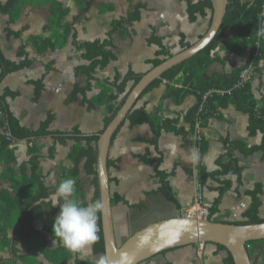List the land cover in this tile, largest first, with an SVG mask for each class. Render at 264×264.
I'll return each instance as SVG.
<instances>
[{
  "label": "crops",
  "instance_id": "0c3cea01",
  "mask_svg": "<svg viewBox=\"0 0 264 264\" xmlns=\"http://www.w3.org/2000/svg\"><path fill=\"white\" fill-rule=\"evenodd\" d=\"M8 1L0 0L1 3H7ZM23 1L29 3L24 7L18 23L12 27L14 32L22 33V40L8 36L7 29L10 19L0 13L2 51L4 56L13 62L18 61V50L23 41H27L31 37L48 36L53 42H56L63 34L58 28L49 31L45 29L50 17L49 3H44L45 0ZM58 1L63 4L64 8L69 10V15L65 20L66 23L80 19L75 28L78 40L82 42L106 40L113 20L127 18L138 4L145 7L139 22L127 26L125 34L113 37L114 53L118 59L105 71L98 69L96 72L98 78L113 79L116 74L125 76L130 70L145 75L155 68L151 61L157 58L160 48L158 45L149 42L153 29L163 39L166 50L176 55L183 51L180 45L181 37H185L186 42L193 45L207 33L211 25V13L209 11L207 16L198 15L197 20L191 22L188 14V0H82L84 3L91 2L90 9L84 15L78 9V4L75 1ZM189 1L197 3L201 0ZM103 8H110V11L104 14L102 13ZM236 32L237 27H230L227 30V35L232 36ZM27 51L30 53L31 59L35 60L32 67L8 75L0 84V95H3L7 90L19 93L16 99L8 98L7 103L21 126L30 131H35L46 120L48 114L52 113L55 116V120L50 127L52 132L71 131L73 128L78 127L86 135L100 133L104 129V118L109 115L107 114V106L111 103L107 102L103 107L88 110L81 104V97L77 102L70 101L75 87L84 88L88 83L85 76L76 72V68L87 64L81 55L73 49L70 43L62 49L49 50L43 55H38L33 45H30ZM213 57L217 61L210 65L204 71V74L205 77L218 82L221 77H230L248 65L251 53L249 50L231 52L228 49L218 47L213 52ZM159 59L164 60V57H159ZM222 61L224 62L222 63ZM48 66H52V70L47 76L45 89L41 98L35 101V88L32 82L41 79ZM184 81L185 76L183 75L173 83L164 81L159 88L144 95L137 104L138 109L145 108L149 114L163 121L176 117L181 118L179 127L183 129L185 135L163 132L158 147L163 156L160 170L174 174L170 178V184L180 208L168 202L162 195H152L160 188L159 179L155 177L154 167L140 161V157L148 152L151 154L152 159L159 157L158 151L149 143L154 138L151 128L146 124L131 126L129 122H126L116 138H113L110 148L109 161L111 166L109 176L111 191L112 195H120L130 205L142 206V208H130L122 203L116 205L117 209L113 208L117 238L116 229L119 224L125 231L124 234L127 233L124 225L126 213L137 211L149 215L145 216V219L140 222L142 224L137 231L161 220L183 216L181 215L182 212L187 208L189 209L190 206L192 207L197 189L201 186L199 182L200 164L209 173L218 171L217 162L227 153V141L232 144H242L247 149L258 147L262 143V134L259 133L254 137L250 136L248 129L249 116L238 109L234 98H230L226 106L219 107L218 114L210 119L205 129L197 131L195 134L190 133L191 125L184 118L196 106L198 102L196 95L188 94L184 97L169 95L171 89H183ZM94 86H97V83H94ZM250 91L257 102L264 101V62L251 81ZM98 93L99 90L96 89L89 94V97H93ZM118 104L119 101L116 105ZM202 137L208 144V152L205 155H201L199 149L198 139ZM36 145L42 156L40 169L45 176V184L50 189L49 194L51 195L63 180L62 167L69 166L67 163L68 158L74 149L75 143L67 141L65 145L57 144L54 159L48 158L49 148L53 145L51 137L38 140ZM31 146L32 144L27 141L15 142L11 146L15 157L11 167L18 172V178H20L19 167L30 159L29 148ZM231 159L234 160L236 166L243 169V186L238 188L237 177L235 176L222 177V180L232 181L233 188L223 197L219 212L213 217V221L224 223L243 222L244 213L252 205V198L247 196V192L254 190L257 184H261L263 187L262 207L259 210V216L264 219V153L256 152L251 156H246L240 151H235ZM228 160L229 158H225L224 162L227 163ZM4 169L5 164L1 163L0 190L12 191L11 184L6 178L2 177ZM81 177L82 190L86 195L85 202L89 204L95 190L92 186L93 178L90 179L86 175L83 164L81 166ZM89 184L92 188L87 187ZM217 187L218 184L213 181H209L206 187H203V206L208 211L219 197ZM53 208L59 210V206ZM58 213L47 210L44 219L34 224V228L42 236L40 244L51 250L58 247V242L45 230L44 225L54 220ZM133 227L134 225L127 226L128 229ZM6 237L7 235H1L0 243ZM250 247L251 259H253L254 254L262 253L259 260L261 264H264V245L257 244ZM19 249L21 256L36 257L40 262L49 264L41 254L33 252L28 245L20 246ZM77 253L81 260L94 264H99V260L104 257L95 253L94 244ZM227 256L228 254L225 251H221L214 244L192 245L160 254L143 264H224ZM13 257L12 251L0 252V264H10V262H13Z\"/></svg>",
  "mask_w": 264,
  "mask_h": 264
},
{
  "label": "trees",
  "instance_id": "16d2710c",
  "mask_svg": "<svg viewBox=\"0 0 264 264\" xmlns=\"http://www.w3.org/2000/svg\"><path fill=\"white\" fill-rule=\"evenodd\" d=\"M73 1L78 4V9L82 11L83 15L90 9L91 2L84 3L82 0ZM28 3L29 2L23 0H9L7 3L0 2V13L4 16H8L10 19L7 29L9 37L22 40V33L14 32L12 27L18 23L24 7ZM44 3H49L50 5V17L45 29L49 31L58 28L62 31V36L56 42H53L48 36L31 37L27 41H23L18 50V61L16 62L10 61L4 56L0 41V84L8 75L19 73L24 69L32 67L35 60L31 59L30 53L27 51L30 45H33L35 52L38 55H43L49 50L55 51L62 49L70 43L73 49L87 62L86 65L76 68V72L77 74L85 76L88 82L87 86L84 88L79 86L75 87L70 101L77 102L81 97V104L88 110H95L103 107L107 102H110L111 104L107 106L109 115L104 118V129L100 133L86 135L83 134L78 127L73 128L71 131L52 132L50 127L55 120V116L52 113L48 114L46 120L41 123L37 130L30 131L21 126L19 120L10 111L7 103L8 98L16 99L19 96V93L7 90L3 95H0V164H5L2 177L6 178L12 187V191L7 189L0 190V236L7 235V237L0 243V252L12 251L14 257L13 262H10V264H44L36 257L21 256L19 247L23 245H28L33 252L41 254L49 264H94L89 261L81 260L78 257L77 252L73 253L61 244L59 239L53 234L52 225L54 220L47 222L44 228L50 233L51 237L58 242V247L51 250L47 249L45 246H40L37 242V232L34 228L35 222L43 219L47 210L58 213L60 209L56 210L51 207L50 203L42 202L50 196V189L46 186L45 176L40 169V160L42 159V156L40 155L36 143L40 139L51 137L53 145L49 148L48 158L54 159V151L57 144L65 145L67 141H73L75 146L68 158L67 163L69 166L65 165L62 167V179L64 180L72 177L76 180L75 199L81 201L82 204L86 206V195L82 190L81 177V166L83 164L86 175L93 178L92 186L95 191L91 203H94L96 200L100 201L99 183L97 178V143L99 141V135L110 125L118 111L124 105L130 91L144 75L137 74L130 70L125 76L116 74L113 79H105L98 78L96 72L98 69L105 71L113 62L117 61L118 58L114 53L115 45L113 43V37L115 35L125 34L127 26L139 22L145 7L138 4L133 8V11L129 13L127 18L113 20L106 40L82 42L78 40L75 28L76 23L80 19H75L71 23H66L65 20L69 15V10L64 8L60 1L45 0ZM187 3L191 22H195L198 15L202 17L207 16L208 11L211 13L212 21L213 6L211 0H201L197 3L188 0ZM263 4L264 0H229L227 14L222 28L213 42L197 56L174 67L166 72L161 79L153 82L139 99L140 101L144 95L159 88L164 81L173 83L183 75L185 76L184 88L186 89H171L169 95H181L182 97L188 94L196 95L198 99L196 106L192 108L184 118V120L191 125L190 133L195 134V132H197V124L201 130L205 129L210 119L218 114L219 107L226 106L229 99L234 98L237 102L238 109L249 116L248 129L250 136L254 137L259 133L262 134L263 138L261 145L250 149H247L242 144H232L227 141V153L218 160L217 164L219 170L216 172L209 173L206 168L200 164V185L206 187L209 181L218 184L217 191L219 197L209 209V220H213V217L218 214L223 197L233 188V182L227 179L222 180V177L235 176L237 177L238 188L243 186V169L236 166L234 160L231 159L232 154L235 151H240L246 156H251L256 152L264 153V101L259 103L253 98L250 91L251 81L244 84L241 88L234 89L235 85L239 82L242 70L235 72L230 77H221L218 82H215L214 79L205 77L204 71L217 61L213 57V52L218 47L228 49L231 52L249 50L251 53V59L248 64L253 63L256 66L257 71H259L261 64L264 62V39H259L256 36V32L261 24L264 23V19L261 18ZM109 11L110 8L102 9V13L104 14ZM234 26L237 27V32L232 36H228V28ZM149 42L150 44L158 45L160 48L157 53V58L151 61L153 67L161 65L166 59L173 56V54L166 50L163 45V39L157 35L155 29L152 31V36ZM180 45L182 50H186L192 46L190 43L186 42L185 37H181ZM159 57H164V60L159 59ZM223 62L224 61H222V63ZM51 70L52 66H48L43 77L32 82V85L35 88V101H38L41 98L45 89L47 76ZM94 83H97V86H94ZM96 89L99 90V93L93 97H89V94ZM205 95H207L206 100H204ZM118 101L119 104L116 105ZM137 104L129 113L127 120L115 134L114 139L126 122H129L131 126L146 124L151 128L154 138L149 143L158 151L159 157L152 159L151 154L148 152L140 157V161L146 165L154 167L156 173L155 177L159 179L160 188L153 192L152 195H162L168 202L174 204L177 208H180L170 184V178L173 177L174 174H169L160 170L163 163V156L161 152H159L158 147L159 139L163 132L185 135L183 129L179 127L181 118L176 117L174 119L163 121L149 114L145 108L138 109ZM22 141H27L29 144H32V146L29 148V161L23 163L19 167L20 178H18V172L11 167L15 161L11 146L15 142ZM198 143L201 155H205L208 152L207 142L202 137L198 139ZM225 158H229L227 163L224 162ZM108 166L110 168V161L108 162ZM262 193L263 187L261 184H257L254 190L248 191L247 196L252 198V205L244 213L246 221L230 224L253 225L264 223V219L259 216V210L262 207ZM38 201L41 202L40 206L35 204ZM118 203H122L130 208H142V206H132L120 195L113 194L112 205L114 206ZM98 216L99 219L97 224L99 240L94 243V251L105 257L101 212L98 213ZM257 244L264 245V241L250 242L247 246L249 248V246ZM216 246L221 251H225L228 254L227 258L224 260V264H234L233 258L227 250L222 246Z\"/></svg>",
  "mask_w": 264,
  "mask_h": 264
},
{
  "label": "water",
  "instance_id": "95a60500",
  "mask_svg": "<svg viewBox=\"0 0 264 264\" xmlns=\"http://www.w3.org/2000/svg\"><path fill=\"white\" fill-rule=\"evenodd\" d=\"M211 1L213 17L207 33L190 48L173 55L145 74L130 91L124 105L110 125L99 135L97 178L100 201L103 203L101 223L108 264H143L169 250L204 244L224 247L232 256L234 264H253L247 245L250 242L264 241V223L236 225L184 215L149 224L134 233L121 246L118 244L115 232L108 166L113 138L145 90L153 82L161 79L174 67L197 56L217 37L227 14L229 0Z\"/></svg>",
  "mask_w": 264,
  "mask_h": 264
},
{
  "label": "clouds",
  "instance_id": "9594fccd",
  "mask_svg": "<svg viewBox=\"0 0 264 264\" xmlns=\"http://www.w3.org/2000/svg\"><path fill=\"white\" fill-rule=\"evenodd\" d=\"M259 39H264V23L256 32ZM76 180L72 177L62 180L55 192L43 200L51 207L59 206V213L52 225L53 234L61 244L75 253L90 247L99 240L98 213L103 211V203L96 200L86 206L75 199ZM41 202H36L40 206ZM99 264H108L107 257L99 260Z\"/></svg>",
  "mask_w": 264,
  "mask_h": 264
},
{
  "label": "built area",
  "instance_id": "2783aa9c",
  "mask_svg": "<svg viewBox=\"0 0 264 264\" xmlns=\"http://www.w3.org/2000/svg\"><path fill=\"white\" fill-rule=\"evenodd\" d=\"M261 18L264 19V4L263 10L261 13ZM257 73V68L253 63L246 65L241 73L238 84L235 85L234 89L241 88L244 84L252 81ZM207 99L205 95L204 100ZM197 131H201L199 125L197 124ZM204 201V189L202 186H199L197 189L196 197L194 199L193 206L188 210V217L197 218V219H208L209 211L203 206ZM250 248V246H249Z\"/></svg>",
  "mask_w": 264,
  "mask_h": 264
},
{
  "label": "rangeland",
  "instance_id": "374dc122",
  "mask_svg": "<svg viewBox=\"0 0 264 264\" xmlns=\"http://www.w3.org/2000/svg\"><path fill=\"white\" fill-rule=\"evenodd\" d=\"M107 114H109V113L107 112ZM104 117H105V115H104ZM90 179H92V178L90 177ZM87 187L88 188H92L91 184H89V186H87ZM193 204H194V202H193ZM116 205H114L113 208L115 207V209H117V206ZM190 208H191V206L189 207V209ZM189 209L187 208L186 210H184L181 215L188 216L187 214H188V210ZM141 213H139L137 211H134V212L132 211L130 213H126L125 214V216H124V220H125L124 221V225L126 226V232H127L126 234L127 235L124 234L125 231L121 227V224H119L117 226V229H116L117 235H118L117 241H118V244L120 246L124 243V241L126 239H128L129 237H131L138 229H140L141 224H142L140 222H142L145 219V216L146 217L149 216V215H146V213H142V214ZM148 213H150V212H148ZM150 219H152V218H150ZM244 221H246L245 218H244ZM139 223H140V225H139ZM130 225H134V227L132 229H128L127 226H130ZM36 232H37V242L40 244V241L42 242V236H41V233H39L38 231H36ZM40 246H43V245L40 244ZM250 249H251V247H250ZM261 254L262 253L254 254L253 255V259H252L253 264H261L260 263V260H259L260 257H261Z\"/></svg>",
  "mask_w": 264,
  "mask_h": 264
}]
</instances>
